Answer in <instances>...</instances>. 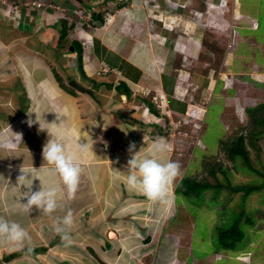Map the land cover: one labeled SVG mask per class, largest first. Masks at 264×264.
Segmentation results:
<instances>
[{
	"label": "crops",
	"instance_id": "0c3cea01",
	"mask_svg": "<svg viewBox=\"0 0 264 264\" xmlns=\"http://www.w3.org/2000/svg\"><path fill=\"white\" fill-rule=\"evenodd\" d=\"M75 1L82 8L77 9L72 0H0V111L4 112H0V217L20 223L30 236L25 241L28 246L23 249L21 245L11 249L14 243L0 237V264H15L27 253L37 259L38 252L34 254L33 249L41 247V244H35L39 237L42 238L37 233L41 220H46V227L51 228L57 215H64L65 207L85 197L83 190L97 191L95 196L97 194L98 200L94 205H100L99 201L110 187L111 166L108 163L121 166L130 159L133 151L144 149L140 141L146 140L138 129L140 122L157 118L149 112L144 101L150 98L143 95H152L167 117H185L193 108L202 106L205 109L201 120H204L206 101L213 98L216 102L222 99L224 109L229 105L227 108L239 107L230 103V93L235 89L233 85L225 88L221 75L251 83V76L263 68L262 63L251 59L246 64L242 62L245 69L236 68L234 54L224 49L227 41L224 37V51L220 53L223 46L215 42L220 41L216 32L219 30L208 26L211 22L215 24L214 18L221 16L212 8L218 0H185L183 8L167 11V14L163 10L168 6L160 0L162 10H131L132 6H127L114 10V13L110 10V17L95 9L91 0ZM190 2L199 4L198 8L188 9ZM140 7L143 8L142 5ZM230 7L234 8L233 17L237 15L238 21L243 14L242 2L230 1ZM77 10V15L71 18L68 13ZM193 10L202 12L197 24L189 20ZM15 11L20 13L17 26L12 17L5 15ZM96 13H100L102 22L92 16ZM168 13L171 16L166 19V24L163 19ZM81 17L86 18L81 20ZM190 18L194 20L195 15L191 13ZM65 19L68 25L74 23L66 36V48L58 45L59 29ZM95 21L98 22L94 24ZM227 31L229 33V29ZM236 33L234 46L243 39L237 30ZM73 40L83 49L86 77L77 69L76 51L70 44ZM260 54L264 55V49ZM10 56H14L16 61L8 63L6 60ZM103 65H107L110 72L96 75ZM178 71L184 73L183 82L178 79ZM86 78L110 81L113 87L107 89L102 83L95 90ZM71 79L90 88L94 96L70 86ZM185 81L198 87L193 90L191 98L183 95ZM119 82L129 88V98L125 94H121V100L117 98L114 86ZM135 96H140V103L130 101ZM29 120L33 123L29 124ZM57 135L63 137L68 150L82 168L77 189L71 198L58 175L45 174L50 165L43 159L42 148L49 137ZM134 135L138 136L137 139ZM79 143L86 145L81 149ZM152 143L149 141L150 145ZM121 145L129 149L126 155L121 153ZM160 155L162 158L167 156ZM21 169L31 170L40 178V181L38 177L33 178V190H37L40 183L59 186L62 207L52 213H45L35 205L31 210H25L23 202H26V197H20V191L26 189L21 185L19 190L16 183ZM120 171L115 172L116 183L121 182L117 178L118 174L119 177L122 175ZM49 234L44 231L43 238H52ZM163 239L166 240L165 237ZM170 244L175 245L173 253H177V241L167 242V250ZM128 249L118 248L117 258L106 255L104 260L132 264L130 253L146 255L137 248ZM123 253L126 257L122 262L118 259ZM10 255V259L4 260V256ZM169 256L163 260H169Z\"/></svg>",
	"mask_w": 264,
	"mask_h": 264
},
{
	"label": "rangeland",
	"instance_id": "374dc122",
	"mask_svg": "<svg viewBox=\"0 0 264 264\" xmlns=\"http://www.w3.org/2000/svg\"><path fill=\"white\" fill-rule=\"evenodd\" d=\"M72 1L73 5L76 3L77 9L82 8L77 5L78 2ZM222 1L223 3H221ZM227 1V5L224 4V0H219L212 6V8L219 7L218 12L222 13L224 19H221V16L214 18L216 23L211 22L208 25L219 30L216 32L220 41L215 42L218 46H223L220 48V53H223L224 49L230 50L234 54L233 59L237 62L236 68L242 67V62L246 64L249 59L256 60L263 65V68L258 69L257 74L251 76L252 79L249 80L251 83L235 81L228 75L220 76L225 85L233 84L235 90L230 93L232 96L230 103H236L239 107L235 110V107L227 108L229 105L224 109L222 99H217V102L215 98L211 99L206 105L207 112L206 118L202 121V129L195 131L193 122H184L183 118L185 117L181 116L178 118L167 117L157 106L158 102L156 104L152 95H143L145 98H150L149 101L155 105L156 109L158 108V116L153 121L155 123L150 122L151 120L140 122L141 126L138 129L146 140V142L140 141V143L145 148L150 145L149 141L164 140L167 148L162 155L167 156L163 159H169L179 164V175L171 186L169 202H154L145 197L143 193L130 189L123 180L127 162L122 163L121 166L108 163L111 166L110 187H107L105 197L99 201L100 205H94L98 200L97 194L95 196L97 191L86 192L83 190V195H86L82 200L78 199L74 205L64 208V215L71 209L74 216V223L70 229V242L66 241L62 234L54 231V225H49L51 228L46 227V220H41L37 233L42 238L39 237L35 244H41L45 250L37 253V259L27 253L24 259L16 260L15 264H118L104 260L106 255L117 258L115 253H118V248H137L139 252L146 254L144 256L141 253L133 255L130 253L132 264H264V194L254 191L244 199L237 197V194L234 193L229 195V192L232 191L231 186L240 183L250 184L256 180H262V177L252 174L241 158L232 159L225 151V145L230 142L232 137L234 139L235 136L242 134L250 162L258 168L264 166V130L258 120L260 117H264V55L260 54L264 49V0H237L242 2V13L254 17L258 22V27L250 28L248 22L237 21V15H235L236 22L234 23L235 27L231 29L232 36L228 31L226 32L228 24L234 22L230 11V0ZM91 2L96 7L95 9L102 10L101 12L106 17H110V10L114 13V10L127 6H132L131 10H162L160 0H91ZM169 2H165V5L176 10V4H184L185 0H169ZM117 3L119 4L117 5ZM191 4L190 2L188 9L198 8L199 4ZM77 12L78 10L68 14L73 18ZM170 14L173 15L174 11ZM170 14L168 13L169 17L165 16L164 23L167 22L166 19L170 18ZM190 17L189 20L193 23L199 20L198 14L195 15L194 20ZM85 18L81 17V20H85ZM174 21L172 20V23ZM97 22L95 21L94 24ZM91 23L93 24V22ZM220 26L222 28H218ZM235 28L243 39L231 47L226 41L224 48L223 37L225 39L230 37L231 40L237 41ZM207 39L212 41L209 37ZM64 52L68 51L64 50ZM13 57L10 56V59L6 61L8 63L15 62ZM241 69L243 70L245 67ZM86 79L91 83L92 79ZM130 99V101L135 100L139 103L142 100L136 96ZM249 107L253 109L248 110ZM255 108L258 110L255 111ZM242 111V121H240L238 119L240 117L235 114ZM189 118L191 119L190 116ZM135 137L137 139L138 136L134 135ZM140 143L139 146H141ZM128 150L126 146L121 145L122 154L126 155ZM211 166L214 171L218 166L225 169L227 175L224 176L219 171L215 174L221 180H225L227 176L230 184L227 185L223 181L226 187L215 197L212 194L213 189L210 188L204 190L201 197L182 196L180 200L177 198L175 202L179 200L177 202L179 204L175 203V207H172L171 202L173 204L174 197L172 189L177 180L181 176L191 175L198 180L215 182L216 179L209 173ZM119 168L122 174L119 179L121 182L116 183L118 181H115V172L119 171ZM260 170L263 169L260 168ZM239 204L244 210L243 219L246 214H249L254 217V222L252 225L245 224L244 226L242 224L244 236L238 242L236 250H219L222 257L216 258L215 248L212 247L216 236V226L224 223L226 217L228 215L230 217V214L235 212L231 210L232 207L240 210ZM57 216L59 217V215ZM44 231L50 232L49 235L52 238H43ZM164 237L166 240L163 239ZM169 241H177V253H173L175 251L174 244H170L168 250L166 249ZM21 246L23 249L28 245L24 242ZM14 247L17 245L12 244L11 249ZM125 254L120 255L118 260L125 261ZM165 256H169L170 259L164 261Z\"/></svg>",
	"mask_w": 264,
	"mask_h": 264
},
{
	"label": "clouds",
	"instance_id": "9594fccd",
	"mask_svg": "<svg viewBox=\"0 0 264 264\" xmlns=\"http://www.w3.org/2000/svg\"><path fill=\"white\" fill-rule=\"evenodd\" d=\"M163 1L164 3L169 2L168 0ZM230 1L234 3L236 2V0ZM227 2V0H224V4L227 5ZM221 3H223V1ZM215 4H217V2L214 3L212 6H214ZM184 6V4H176L175 9L181 7L183 8ZM218 8L219 7L215 6V8L213 9L221 15L222 19V13L218 12ZM170 10L173 9L171 8V6H168L165 7L163 11L164 13H166ZM194 11L200 12L201 14H198L199 16L202 15V12L198 10L191 11L193 15H195ZM230 11L233 17L234 8H232ZM7 17L9 16L7 15ZM233 19L234 22L228 24L226 28L229 29L230 36H232L231 29L235 27L234 23L236 22V19L234 17ZM239 20H244L248 22L250 24V28L258 27V22H256V19L252 16L242 14V16L239 17ZM227 41L229 42V47L235 44V41L231 40L230 37H227ZM183 74L181 73V71H178V79L181 82L184 81L182 77ZM222 84L225 88L233 85L232 83L230 85H225L223 80ZM184 86L185 87L182 90L183 95H187L190 98L192 97L193 90L195 91L196 89H198L197 85H192L189 81H185ZM206 102L203 101L204 106L206 105ZM204 109L202 106L193 108L187 113L185 118H183L184 122H193V129L201 130V125L203 124V120H201V118ZM242 113L243 111L241 113H238L237 117L239 116L241 118ZM189 116L191 117V119L189 118ZM240 121H242V119ZM31 123H33V121L29 120V124ZM85 145L86 143H79V147L81 149H83ZM166 148L167 146L163 140H157L154 141L151 145L145 147L144 149L139 148L138 150L133 151L130 159H128L127 161L126 170H124L125 175L123 176V180L126 185L130 189L137 190L143 193L145 197L154 202H169L171 195V186L175 178L179 175L178 162L169 159H163L160 155L161 153L166 151ZM42 155L44 161H46L48 165H50V167L45 169V174L58 175L62 181L64 188L67 190L68 197L71 198L77 189L82 168L80 162L76 159L73 153L68 150L63 140V137L59 135L49 137L46 143L43 145ZM34 177L38 176L34 175L31 170L27 169H21V174L17 177L16 183L18 184L19 190L21 185H23L26 189L25 191H20V197H26V202H23L25 210H31L33 205H35L38 209H42L45 213H52L58 208H61V188L55 184L41 185L40 183V187L37 190H33L32 185ZM117 178H120L119 174ZM179 179L174 184V187L172 189L173 196V190L175 188V185L178 183ZM73 223L74 216L71 209H69L65 213V215L56 218V221L54 223V231L62 234L63 238L66 241L70 242V229ZM0 237H3L5 240L10 241L17 246L22 245L26 240L30 239L28 231L20 223L16 221H10L4 217H0ZM219 253L220 252L214 253V255H216V258L222 257Z\"/></svg>",
	"mask_w": 264,
	"mask_h": 264
},
{
	"label": "trees",
	"instance_id": "16d2710c",
	"mask_svg": "<svg viewBox=\"0 0 264 264\" xmlns=\"http://www.w3.org/2000/svg\"><path fill=\"white\" fill-rule=\"evenodd\" d=\"M99 15L100 13H96V14H93L92 16H94L96 19H99V21L102 22V17H100ZM72 26H73L72 24L68 25L66 19L61 24L60 29H59V40H58V45L60 47L61 46L64 47L66 45V42H67L66 36L68 34V30ZM70 44L76 51L77 69L82 76L83 75L85 76L84 71H83V49L81 45L75 40L71 41ZM110 70L111 69H109L108 71L104 73L110 72ZM90 81L92 84L91 85L92 89H95V90L100 85H102V83L105 85L107 89H112L113 87V84L111 82H99L94 79ZM62 86L64 85L62 84ZM64 87L66 88V86ZM114 87L117 93L125 94L127 98L130 97V90L128 87H126V84H124L123 82H119ZM144 101H146L148 105L149 112L155 116H158V111H157L158 108L156 109L155 105L149 100L146 99ZM251 109L253 108H248V110H251ZM256 110H258V108H255V111ZM258 120L260 122L262 130H264V117H260ZM150 122H153V121H150ZM159 131H161L160 128H159ZM225 151H227V155L232 159L235 157L241 158L243 162L245 163L246 168L252 174L254 175L256 174V176L262 177V180H256V181L251 182L250 184L240 183L238 185L231 186L232 191L229 192V195L234 193V194H237V197H241L242 199H244L245 197H247L250 193L254 191H260L264 194V166L260 167L263 169V170H260V168L253 166V164L250 162L247 150L245 149V145H244V136L242 134H239L235 136L234 139L232 137L230 142L227 145H225ZM217 171L223 173L224 176L227 175L225 173L226 170L221 169L220 166L217 167L216 171H214L213 166H211L209 173H211V175L216 179L215 182H212V183H209V181L207 180H198L194 176H191V175L181 176V178L179 179L178 183L175 185V188L173 190L174 192L173 204L175 203L179 204L177 202L182 198V196L187 197V198H190L192 196L201 197L202 192L210 188L213 189L214 191L212 193L214 197L216 196L217 193L222 192V190H224L226 187L224 185V182L227 183V185H229L230 180L227 176L225 177V180L224 179L221 180L217 178V175L215 174ZM177 198H179V200L175 202V199L177 200ZM231 210H234L235 212L230 214V217L229 215L226 217L225 219L226 223L224 221V223H220L218 224V226H216V236H215L214 244L212 246L213 248H215L214 249L215 252H218L219 250H236L238 242L244 236V232L242 230V224L244 226L245 224L252 225V223L254 222L253 221L254 217L249 214H246L243 219L244 210L242 208V205H240V210L237 209L236 207L235 208L232 207ZM33 251H34V254L36 252H42L44 251V247L41 246L38 248H34ZM11 256L12 255L4 256V260L10 259Z\"/></svg>",
	"mask_w": 264,
	"mask_h": 264
},
{
	"label": "built area",
	"instance_id": "2783aa9c",
	"mask_svg": "<svg viewBox=\"0 0 264 264\" xmlns=\"http://www.w3.org/2000/svg\"><path fill=\"white\" fill-rule=\"evenodd\" d=\"M38 5V4H37ZM194 14L196 15V14H201L200 12H197V11H194ZM6 15H8L9 17H12V20L14 21V25H17L18 23H19V18H20V13L19 12H13V13H8V14H6ZM110 68L107 66V65H103V66H101L97 71H96V73L98 74V75H100V74H102V73H104V72H106V71H108Z\"/></svg>",
	"mask_w": 264,
	"mask_h": 264
},
{
	"label": "water",
	"instance_id": "95a60500",
	"mask_svg": "<svg viewBox=\"0 0 264 264\" xmlns=\"http://www.w3.org/2000/svg\"><path fill=\"white\" fill-rule=\"evenodd\" d=\"M70 49L72 50L73 48L70 47ZM69 85L72 86L73 88H75V89L81 91V92H86V93H88L89 95L94 96V95H93V92H92V90H91L90 88L83 86L82 84H80L79 82H77V81L74 80V79H71V80H70ZM121 97H122V96H121L120 94H117V98H118L119 100H121Z\"/></svg>",
	"mask_w": 264,
	"mask_h": 264
},
{
	"label": "bare ground",
	"instance_id": "6f19581e",
	"mask_svg": "<svg viewBox=\"0 0 264 264\" xmlns=\"http://www.w3.org/2000/svg\"><path fill=\"white\" fill-rule=\"evenodd\" d=\"M12 49V48H11ZM115 60V59H114ZM50 65V64H49ZM57 73V72H56ZM59 73V72H58ZM59 77V76H58ZM110 82V81H109ZM62 86V85H61ZM128 90V89H127ZM140 97V96H139ZM77 101V100H76ZM152 108V107H151ZM150 108V109H151ZM4 118V117H3ZM154 123V122H153ZM70 125V124H69ZM109 131V130H108ZM161 134V133H160ZM183 143V142H182ZM174 148V147H173ZM183 149V148H182ZM119 154V153H118ZM125 169V168H124ZM99 175V174H98ZM184 178V177H183ZM210 183V182H209ZM177 193V192H176ZM204 208V207H203ZM221 214V213H220ZM213 236H214V234H213ZM192 247V246H191ZM94 252V251H93Z\"/></svg>",
	"mask_w": 264,
	"mask_h": 264
}]
</instances>
